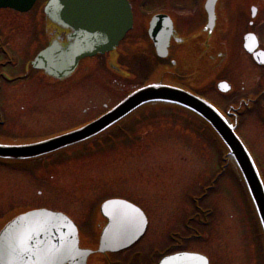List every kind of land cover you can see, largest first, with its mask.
<instances>
[{
	"label": "rangeland",
	"instance_id": "obj_1",
	"mask_svg": "<svg viewBox=\"0 0 264 264\" xmlns=\"http://www.w3.org/2000/svg\"><path fill=\"white\" fill-rule=\"evenodd\" d=\"M250 1L251 0H224L222 4L225 17L227 18L225 35L230 43L229 52L231 58L230 63L220 74V76H225L227 80L236 87L242 88L244 87L242 85H245L248 90L251 89L249 85V76L244 73V71L248 72L255 69L250 59L241 52L239 47L241 36L239 40L238 36L239 33L246 28L245 4ZM132 2H135L136 6L139 8L140 15L135 10V17L136 19L140 17V21L137 23L136 29L129 36L130 41L124 49L121 63L132 73H135V77L132 76L131 80L133 83L136 82L135 84H139L145 78V73L143 74L142 71L147 69L141 68L142 63L146 61L149 67L154 63V60L149 55L151 50L148 42L144 40L142 36L145 27V22L142 21V19L146 20L144 15L147 17L151 16L153 12L159 10V7H164V10H170V7H174L175 9H181L172 12V15H175L181 22L183 19V22L187 21L188 23H192L194 20L193 17L196 15L199 16L195 21L198 24L202 21V19H200V12L197 10L198 3L201 9L204 0L200 2L199 0H132ZM250 6L251 4L249 3L247 5V12ZM263 7L264 6L258 11V14L259 12H263L264 15ZM40 8L41 0L29 14L36 16L35 13L40 11ZM259 17L260 20L252 28V32L255 33L257 37H260L264 45V29H260V22L264 16L259 14ZM17 18L24 21L28 19L27 15H20L9 10H0V49L5 47L7 42L10 43V46H15V39L20 43L15 36ZM138 38L140 42L142 41L141 39H143V44H140L138 49H132V45ZM26 40L28 41L27 38ZM31 41L32 40H30V42ZM28 52L26 48L23 60L28 57ZM88 65L92 70L93 76L78 80V88H62L61 90L59 87V89H50V93L48 94L45 93L46 91H44V89H39V84L35 83L23 88L17 87L15 89V87L11 86L12 88L10 87V89L4 87L5 90H0V108L6 115L9 113L20 115L21 112L25 114L30 110L29 107L25 105L26 102L33 104L41 100H48V104L44 106L47 107L48 110H53L57 107H65L66 105L70 106V104L64 101V98H66L64 95L66 94L69 96L71 94H76L81 102L80 104L78 102L77 106L67 108L65 111H55L56 114H59V118H56L54 120L55 122L49 120L45 115L43 123L38 121V125L33 122L34 116H23L22 122L14 118V121L12 120L14 126H11L12 121L8 123V126H11L9 132L12 133L13 136L16 135L18 138H27L29 140L32 137L46 133L49 134L50 131L58 129L59 131H63L69 129L70 126L78 124L77 122L101 114L104 112V106L111 107L124 96V93L136 88L134 85H119V82L113 79L110 80V78H108L110 77L109 75H102L104 70L102 67V60L99 58L90 60ZM0 70L2 71L1 67ZM97 77H100V80H98ZM127 83H129V81H127L126 84ZM60 86L63 87V85ZM10 92L19 100H8L6 94ZM58 94L59 97L57 99L59 100L52 101L51 98ZM62 94L64 95L62 96ZM207 97H209V101L214 104L218 102L222 107L225 106V103L232 102L233 99V97H227L225 100H222L223 98L217 96L216 93L212 91L207 93ZM83 99L90 101L87 103L83 101ZM77 108L79 114L76 116L75 111ZM172 114V117L165 119V123H160L162 125L161 128H157L156 124H149L153 125L155 128L151 138H149L151 135L150 132L148 133V137L140 135L139 138L135 139L137 145L142 141L146 143L144 147L143 144H140L138 148H131V144L125 141L124 147H126V149L122 151V154H120V152L108 150V154L107 151H104V153L96 159L94 156L89 155L93 153L92 151L86 155L88 156L87 158H80L78 161L72 160L70 164H64L62 170H59V177L55 174L53 178L48 179L45 177L44 181H46V183L43 182L39 185L35 182L36 178L34 175L30 177L29 174V170L34 167L35 162L0 163V205L9 202H11L10 204L12 206L45 204L48 208L61 210L77 222L82 241L85 243H92L94 232L91 230L96 220V215L91 212L93 211V206L98 208L103 199L116 197L126 198V200L138 205L146 214L149 220V227L144 238H142L130 252L124 254L121 260L124 263L130 261L133 258L132 254L135 253L137 249H140L142 250L141 255L144 257L145 264H148L151 259L156 257V253L152 250L154 249V244H156L154 240H157V237L166 231L165 228L180 224L179 222H181L184 213L188 214L187 209L191 207L188 201L189 196H187L190 192L189 189L198 193V188L200 186L199 184H191V187L190 182L195 179L200 181L198 178H195L199 173L207 172L211 174L214 171V164H209V158H213L214 163H216L219 156L218 152H220L219 146L213 143L210 138H207L205 134L203 135V140L198 139L196 141V145L187 143L183 133L187 132L191 127L195 129L197 127L196 124L188 121L189 119L185 120L183 117L177 116V114H179L177 112ZM61 115L65 118L64 121ZM151 115H153L151 116L152 119L147 117V121L155 122V115ZM156 120L158 121L159 119L156 118ZM142 121L143 119L139 122H132L127 126V131L130 133L139 131L143 135L144 131L140 129L143 126ZM243 122L247 125V129L249 127L259 128L256 124L257 121L255 117H248L244 119ZM244 124L241 125L240 128V135L242 138L246 137L248 132ZM152 129L153 128L147 126L146 131H151ZM8 136L12 137L11 134ZM44 137L45 136H41V138ZM165 138L169 140H165ZM193 138L194 137H191V140H193ZM250 139L254 141V143L248 141L249 138L246 141L250 146L254 144L252 147L253 151L255 150L254 152L264 163V157L257 151L258 149H264L263 138L257 141L256 139ZM204 142L207 146H205ZM127 144H129V146ZM196 157L198 158V164L202 159L203 163L195 166L190 164L187 160L190 159L191 161H195L194 159ZM183 160H187L188 163H182ZM44 162L39 163L38 166L42 165ZM189 168L193 169L192 173H194L195 176L192 175L190 179L188 176L183 178V175H186V170ZM3 169H9L10 172L6 170L3 171ZM157 169L160 175L159 178L155 176ZM26 174H29V176ZM174 182H177V184H174ZM223 182L224 185L219 183L218 192L211 193L210 198L215 195L213 204L221 210L220 216L222 217L224 225L228 229L230 228L233 230L231 219L228 215L229 212L226 210L229 209L231 211L234 208L238 210H248L246 206L249 205V200L245 191H241L233 179L231 182L229 179L225 178ZM58 188L59 191H57ZM41 191H46L47 194H42L40 193ZM78 196H80V198H78ZM185 198L187 200H185ZM206 203L212 205L208 201L205 202V204ZM165 211L167 212L166 217H164L163 214ZM3 216H6V212L0 215V217ZM168 216L169 218L167 219ZM222 220L216 217V229L211 232L212 240L215 239L213 246L210 244L202 246L197 242H191L190 246L207 251L210 250V256L216 261L215 264H230L232 258L236 257L234 254L235 244L224 245L222 243V238L225 236L222 228ZM234 233L237 236L251 233L250 237L252 244L250 246L247 245L250 241L248 239L245 243L239 241V246H242L248 251V255L251 254V258H254L258 264H263L262 253H264V248L258 234L254 230V225L250 218H244V228L235 227L232 238L236 240ZM190 236L193 238L191 240H197L194 239V233ZM193 250L199 251L198 249ZM119 257L118 255H112L109 260L115 261ZM93 264L103 263L99 260H95Z\"/></svg>",
	"mask_w": 264,
	"mask_h": 264
},
{
	"label": "water",
	"instance_id": "obj_2",
	"mask_svg": "<svg viewBox=\"0 0 264 264\" xmlns=\"http://www.w3.org/2000/svg\"><path fill=\"white\" fill-rule=\"evenodd\" d=\"M34 1L0 0V7L26 11ZM216 1L208 0L207 2L209 20L213 18V6ZM61 7H63L62 10H60ZM67 11L76 16L85 17L81 30L85 29L86 33L77 35L79 46L71 41L67 49L63 51H59L56 47L48 48L34 62V66H40L39 68L55 77H61L59 76L61 74L68 75L77 60L85 54H90L91 51L104 53L113 49L131 26L130 9L125 0H50L44 13L53 23L60 24L59 21L63 19L71 20ZM81 30L80 27L77 28V31L81 32ZM90 30L92 33H89ZM59 58L63 69L52 67ZM155 101L185 106L210 123L240 168L264 228V190L246 150L234 135L233 130L215 110L207 103L178 89L147 86L128 97L106 115L81 129L34 144L0 145V158L31 159L74 145L102 132L136 107ZM121 205L114 204V206ZM108 206L109 204L104 205L103 210L111 209V206ZM35 227L41 231H34ZM141 231V227L132 230L122 226L115 228L109 224L103 231L98 251L124 249ZM22 244L26 247L21 251L19 247ZM89 254V251L78 248L76 230L66 218L45 211H32L21 215L0 233V264H83Z\"/></svg>",
	"mask_w": 264,
	"mask_h": 264
},
{
	"label": "flooded vegetation",
	"instance_id": "obj_3",
	"mask_svg": "<svg viewBox=\"0 0 264 264\" xmlns=\"http://www.w3.org/2000/svg\"><path fill=\"white\" fill-rule=\"evenodd\" d=\"M173 40H175L178 43L176 45L180 44L179 46H176L177 50H182V46L181 45H182L183 41L182 40L181 41L177 40L175 38ZM209 40L210 39H208V37L206 36L205 39H204V44H203L204 47L208 46ZM13 62H14V60H10L9 59L7 61V64L9 66L7 65L6 67L2 68V72H4L7 75L12 74V72L14 71V66L12 67V66H10V64L13 63ZM1 67H2V64H1ZM213 67L217 70V67L215 65H213ZM213 67L211 66L210 68H208L207 65L204 63V59H203V63H202V78H201L202 81H203L202 85H205V82H206V79H207V74H208V69H210L212 73H215V71H213ZM169 68L172 69L173 67L171 65H169ZM2 72H0V73H2ZM248 72L250 73L249 74V81H250V86L252 87V86L255 85V70L248 71ZM167 74L170 76V78L178 79L179 82H183L181 84H183L185 86L190 87L193 84L189 72H185L184 74H181V72L168 71ZM4 79H6V77H4ZM2 80H3V78H2ZM6 95H7V99L8 100L14 98V95L11 94V92L7 93ZM44 115L46 117H48V119L53 121V122H55L54 120L56 118H59V114L58 115H54L53 113H50L47 109L30 110V111L26 112L25 114H20V115H14V113L13 114H10V113L7 114V116L5 118V124H6V126H8V123H10L12 120L14 121V118L15 119H19V121L22 122L23 116H34L33 117V122H34V124L38 125L39 124L38 121L43 123ZM62 118H63V116H62ZM63 120H65V118H63ZM13 121L11 122V126H14ZM51 121H50V123H51ZM10 127L8 126L5 132L8 135L11 134L13 136V134L9 132ZM3 134H4V132H3ZM14 137H17V136L15 135ZM58 172H59V168H58ZM217 217L221 218L220 214ZM186 228H188V225L185 226V229ZM175 237H176V235L173 236L170 240H168L166 242V249H163V251L161 253L166 251L167 254H174V253H177V252H184V251L192 252L193 251L191 249H188L189 245L187 246V244H189L190 242L184 241V236H179V237H176V238ZM156 243H159V238L156 241ZM198 244H200L202 246L203 245H207L204 242H199ZM210 245L213 246L214 243H211ZM204 251L206 252L204 254H206L208 260H210V259L212 260V256H210V250L209 251L204 250ZM234 254H235L236 257L232 258L230 264H256L254 259H252L250 254L248 255V253L245 252L244 249L240 250L238 248Z\"/></svg>",
	"mask_w": 264,
	"mask_h": 264
},
{
	"label": "snow or ice",
	"instance_id": "obj_4",
	"mask_svg": "<svg viewBox=\"0 0 264 264\" xmlns=\"http://www.w3.org/2000/svg\"><path fill=\"white\" fill-rule=\"evenodd\" d=\"M204 264H207V262L205 261Z\"/></svg>",
	"mask_w": 264,
	"mask_h": 264
}]
</instances>
